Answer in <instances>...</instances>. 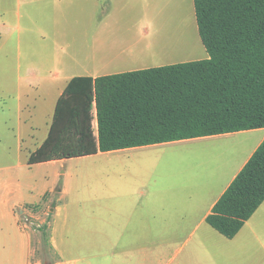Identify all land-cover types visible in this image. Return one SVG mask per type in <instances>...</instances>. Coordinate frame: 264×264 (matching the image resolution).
Here are the masks:
<instances>
[{"label": "crops", "instance_id": "obj_1", "mask_svg": "<svg viewBox=\"0 0 264 264\" xmlns=\"http://www.w3.org/2000/svg\"><path fill=\"white\" fill-rule=\"evenodd\" d=\"M6 10H10V0L7 3L6 0L0 1V13ZM42 11L47 28L52 27L56 33L54 42L59 41L55 43L53 58L57 69L54 80L57 87L62 88L57 101L75 76L95 78L145 68L137 66L132 52L136 46L150 42L153 29L141 23L140 27H126L119 35H108L103 0H52L43 4ZM171 12L161 21V36L168 41L180 37L184 30L185 14L181 0L180 6L177 5ZM177 12H180L179 16ZM7 18L8 22L2 23L0 20V41L6 31H10L9 12ZM66 27L74 34L68 45L63 40ZM42 37L46 39L45 31ZM5 44L1 45L3 50L8 48ZM70 46L71 51L68 49ZM111 67L117 70H106ZM29 110L32 117L33 110L31 107ZM28 120L19 123L18 131L22 140L17 145L16 153L12 149L11 153L0 149V264H8L12 260L14 264H44L39 258L32 257L33 242L37 235L22 225L23 215L35 220L49 216V243L57 255L53 264H264V257L252 256L253 245L264 248V242L251 224L257 214H260L259 223L264 222V202L234 238L225 237L207 222L217 201L263 142L264 128L93 154L127 151L147 154L151 149L160 148L167 152H198L196 156H191L199 163L195 165L199 167L200 173L197 178L179 180L140 175L136 179L121 181L119 187L129 193L111 201L116 207L111 220H114L118 235V253L115 259L109 260L107 257L91 258L88 254L93 247L90 235L101 234L102 224L107 221L106 215L90 209V204L97 201L90 198L86 200L87 196L77 187L72 188L69 184L57 187L58 182L54 181V166L66 159L32 165L28 163L31 153L47 138L38 141L35 137L36 128H32L31 132L25 130ZM14 159L16 162H13ZM39 166H48L47 169L52 172L45 181L33 180L27 171V168ZM129 166L133 171L148 172L146 165L141 163ZM16 168L21 169L16 171ZM138 191L139 194L136 193ZM55 194L59 195L60 204L53 208ZM47 204L50 206L46 207ZM99 204H104L103 200ZM141 234L161 236L159 241L154 238L150 241L149 238L140 237ZM95 246L101 249L100 245ZM156 247L165 252L174 247L175 251L159 263L153 256L139 258V249L154 250ZM64 252L76 253L77 256L64 263Z\"/></svg>", "mask_w": 264, "mask_h": 264}, {"label": "trees", "instance_id": "obj_2", "mask_svg": "<svg viewBox=\"0 0 264 264\" xmlns=\"http://www.w3.org/2000/svg\"><path fill=\"white\" fill-rule=\"evenodd\" d=\"M194 5L207 58L73 77L28 163L264 128V0ZM263 202L264 140L207 222L234 238ZM40 230L50 245L48 224Z\"/></svg>", "mask_w": 264, "mask_h": 264}, {"label": "rangeland", "instance_id": "obj_3", "mask_svg": "<svg viewBox=\"0 0 264 264\" xmlns=\"http://www.w3.org/2000/svg\"><path fill=\"white\" fill-rule=\"evenodd\" d=\"M51 1L10 0L8 12L11 27L0 41V149L7 153H11V149L16 153L17 145L22 140L18 131L22 120L24 122L29 119L25 130L31 132L32 128H36L35 137L38 141L47 137L55 104L62 90L57 87L54 80L57 69L53 58L56 51L55 43L59 41L54 42L56 35L54 29L47 28L42 19L43 4ZM103 5L106 8L108 35H119L125 31L126 27H140L141 23L153 29L150 42L142 43L133 49L132 54L137 61V66L146 68L202 59L208 56L198 34L193 0H181L185 14V26L181 36H177L173 41L162 38L161 21L170 15L177 5L180 6V0L178 2L177 0H130L128 3L127 0H103ZM8 12L6 10L0 13L2 23L8 22ZM177 15L179 16L180 12H177ZM66 28L63 40L68 45L74 34L68 27ZM44 31L46 39L42 37ZM77 36L79 37L78 33ZM4 43L9 49L3 50L1 45ZM68 49L71 51V46ZM106 70L114 71L117 68L111 67ZM29 107L33 110L32 117H30ZM93 122L94 129L97 130L95 119ZM139 153V151H127L68 158L56 164L53 173L47 169L48 166L27 168L33 180L45 181L51 172L55 176L54 181L58 182L57 187L69 184L72 188H79L87 196L86 200L90 198L97 201V203L90 204V209L106 215L107 221L102 224L101 234L90 235L93 247L88 254L91 258L107 257L111 260L117 256L118 235L115 231L114 220H111L116 207L111 201L129 193L119 187L121 181L136 179L140 175L179 180L194 179L200 176L199 167H195L199 163L191 157L196 156L197 151L167 152L160 148L151 149L147 154ZM15 155L14 158H16ZM13 162H16V159ZM136 163L146 165L148 172L133 171L129 164ZM20 169L16 168V171ZM136 193L139 194V191ZM58 198L59 195L55 194L53 208L60 204ZM101 200L104 203L102 205L99 204ZM49 206L47 204L46 207ZM254 217L251 224L264 242V222L259 223L260 214ZM49 220L48 215L40 220L31 219L26 215L21 218L22 225L37 235V239L33 242L32 257L39 258L44 264L57 259V255L40 230L44 224L49 226ZM142 236L149 238L150 241L152 238L159 241L158 238L161 235L141 234L140 237ZM186 236L189 235H184ZM124 239L126 241V236ZM95 245H100L101 249H97ZM174 251V247L168 252L158 247L154 250L139 249L138 256L140 259L153 256L159 263L167 259ZM123 252L125 254V251ZM64 253L62 256L64 263L77 256L76 253ZM252 256L253 258L264 257V248L257 244L253 245ZM8 264H14V261Z\"/></svg>", "mask_w": 264, "mask_h": 264}, {"label": "water", "instance_id": "obj_4", "mask_svg": "<svg viewBox=\"0 0 264 264\" xmlns=\"http://www.w3.org/2000/svg\"><path fill=\"white\" fill-rule=\"evenodd\" d=\"M54 206H55V204H54Z\"/></svg>", "mask_w": 264, "mask_h": 264}]
</instances>
